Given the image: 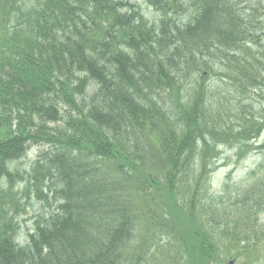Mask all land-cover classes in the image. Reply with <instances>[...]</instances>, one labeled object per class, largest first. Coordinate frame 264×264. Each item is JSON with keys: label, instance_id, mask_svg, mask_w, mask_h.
<instances>
[{"label": "trees", "instance_id": "obj_1", "mask_svg": "<svg viewBox=\"0 0 264 264\" xmlns=\"http://www.w3.org/2000/svg\"><path fill=\"white\" fill-rule=\"evenodd\" d=\"M240 3L0 0V264L259 263L264 172L222 216L208 194L218 146L264 129L229 104L264 101V14ZM31 194L54 208L21 243Z\"/></svg>", "mask_w": 264, "mask_h": 264}, {"label": "rangeland", "instance_id": "obj_2", "mask_svg": "<svg viewBox=\"0 0 264 264\" xmlns=\"http://www.w3.org/2000/svg\"><path fill=\"white\" fill-rule=\"evenodd\" d=\"M141 10L149 22H156L159 20L160 13L156 11V9L147 6L145 3L139 2ZM259 4V7L262 8V12L264 14V0H241L239 4V10L242 13L248 12L247 8L249 5ZM188 12L187 15H182L180 13L177 17L172 15L171 20L177 22V24L182 25L187 20V16H189ZM264 17L262 18V21ZM256 46H262L264 52V40L258 42ZM256 46L253 51L258 52L256 50ZM214 70H218V63L216 64L215 61L212 62ZM216 64V65H215ZM217 79L212 78L210 89L216 90ZM95 88L90 87L87 91L85 97V105H88V102H91L94 99ZM229 89L228 92H230ZM225 93H221L219 97H224ZM217 98L215 97V102L217 103ZM261 100V102H259ZM252 102L254 103V109L247 104H241L240 100H235L234 97H231L229 104L234 105V107L238 110L243 112H252V116H258L259 113L264 108V101L261 98H255L252 96ZM224 105H226V101L223 99ZM259 107V109H258ZM237 117V116H234ZM234 126L240 125L241 128L245 127L244 123L240 122H233ZM238 123V124H236ZM219 149V156L215 160H213L211 169L213 170L212 173L209 175V183H208V194L210 198L216 199L215 202L211 203L214 208L217 210V213L222 216L225 212H232L234 199L237 197L238 194H241L248 187L251 185L252 182L257 180L259 177L262 176L264 172V129L261 132L259 138L248 142V148L244 149L245 151L242 153V157L239 158L240 152H238V148L236 146H226L220 144L218 146ZM40 151L33 148L27 152L26 156L17 163V170L21 173L29 172L31 169V164L37 159ZM16 165V164H15ZM14 165V166H15ZM210 169V168H209ZM48 204L52 202L51 194L48 195ZM222 198V199H221ZM222 200V202H218ZM54 205L48 207L46 203L43 201L36 200L34 194H31L28 199L20 201V207L17 210V220L20 225V232H19V240L21 243H25L27 241L28 234L32 231V227L34 224V220L39 219L40 216L47 218L49 215L48 213L51 212ZM264 216H260L259 218H263ZM264 222V221H263ZM264 251L255 253L252 251L249 253V256L255 260L256 256L260 254L263 256ZM257 254V255H256ZM256 255V256H255ZM232 261L233 259H227V263ZM250 262V260H249ZM248 262V264H249ZM258 264H264V257L258 260Z\"/></svg>", "mask_w": 264, "mask_h": 264}, {"label": "water", "instance_id": "obj_3", "mask_svg": "<svg viewBox=\"0 0 264 264\" xmlns=\"http://www.w3.org/2000/svg\"><path fill=\"white\" fill-rule=\"evenodd\" d=\"M229 264H231V262Z\"/></svg>", "mask_w": 264, "mask_h": 264}]
</instances>
